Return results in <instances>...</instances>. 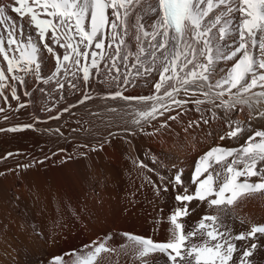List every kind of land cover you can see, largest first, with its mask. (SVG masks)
<instances>
[{
    "label": "bare ground",
    "instance_id": "bare-ground-1",
    "mask_svg": "<svg viewBox=\"0 0 264 264\" xmlns=\"http://www.w3.org/2000/svg\"><path fill=\"white\" fill-rule=\"evenodd\" d=\"M156 4L157 0H139V3L133 0L127 16L130 26L126 34L121 29L127 48L121 46V59L116 61L119 73L111 67L109 59L115 55V45L108 49L109 41H105L106 58L99 70H92L87 84L82 80V73L77 72L76 77L71 75L70 66L67 76L61 73L58 77L65 85L63 89L58 87L56 80L44 84L32 76L26 78L25 85L11 82L16 84L18 101L5 89L8 101L5 103L0 98V107L5 109L0 112V129L21 125H33V128L15 133L0 131V264H49L54 256L73 250L78 253L91 250L84 246L94 241L104 242L108 236L111 239L107 240V246L115 251L102 254L98 264H139L133 260L130 249L122 247L128 244L122 234L151 237L157 242L168 239L167 217L177 206L175 194L182 190L176 187L173 191L169 183L177 171L182 173L184 184L192 192L195 185L191 180L200 157L216 146L239 147L249 135L264 130V117L255 112L250 116L246 107L240 110L237 106L236 110L225 112L208 103L197 106L193 102L196 97L183 93L177 98L189 100V103L182 109L168 112L151 123L135 125L132 121L136 112L150 105L110 98L117 91L129 97L154 93L153 85L159 79L161 65L157 63V70L144 76H136V70L132 69L133 74L128 77L130 83L125 86V73L132 68L135 58L124 62L123 57L128 52H138L140 45L151 52L149 42H159V36L157 41H151V36L145 39L140 30L143 24L149 33L153 31L158 13L153 14L148 6ZM0 7L5 15L20 22V16L12 10L18 7L15 0H0ZM218 11L220 9L210 13L205 22ZM27 21L28 17H24L25 35L32 31ZM184 39L192 42L190 30ZM234 40L232 32L216 46L223 47L227 53L235 46ZM53 47L61 55L65 51L58 45ZM163 55L164 52H157L158 57ZM40 58L41 74L47 77L54 71L55 61L43 49ZM149 58L142 57L145 61ZM232 63L218 60L214 65V78L222 77ZM191 67L189 65V69ZM70 83L76 87H70ZM85 93L92 99L81 104L79 101ZM21 103L25 107L20 108ZM216 105H219L218 100ZM197 107L201 111H197ZM173 115L177 119H168ZM56 116L59 119H52ZM231 119L238 121L245 131L236 139L221 140L220 136L229 130ZM162 123L166 126L160 127ZM249 182L257 183L259 177H251ZM154 184L160 188L159 195ZM165 186L166 192L163 191ZM188 207L190 214L183 220L186 231L206 214L218 215L233 234L253 225L264 226V191L242 196L227 207V211L208 208L207 201L194 200ZM257 237V248L248 259L252 264H264V236L257 234ZM251 242L234 241L238 248ZM73 259L72 255H64L66 264H73ZM145 259L148 264L167 262L159 253Z\"/></svg>",
    "mask_w": 264,
    "mask_h": 264
},
{
    "label": "snow or ice",
    "instance_id": "snow-or-ice-1",
    "mask_svg": "<svg viewBox=\"0 0 264 264\" xmlns=\"http://www.w3.org/2000/svg\"><path fill=\"white\" fill-rule=\"evenodd\" d=\"M15 4L18 7L12 10L20 16L19 23L5 15L0 7V98L5 103L8 101L5 89L9 90L13 100L18 101L20 96L16 84L25 85L28 76L44 84L56 80L58 87L63 89L65 85L59 82L58 77L61 73L67 76L70 66L73 69L71 75L76 77L77 72L82 73V80L87 84L92 70H99L106 58L105 41H109L108 49L115 45V55L109 59L111 67L119 73L116 61L121 59L120 49L125 43L121 29L126 34V20L133 0H15ZM148 8L153 14L158 13L153 31L149 33L143 24L140 30L145 39L151 36V41H157L159 36L160 40L149 42L151 52L140 45L138 52H128L123 57L124 62L130 57L135 58L132 68L125 73L123 84L127 86L130 83L128 77L132 76V69L136 70V76L149 75L157 70L159 63L161 68L159 79L153 85L154 93L129 97L123 91H117L110 97L150 105L146 110L136 112L133 124L151 123L168 112L182 109L189 100L177 98L181 93L196 97L193 102L197 106L208 103L223 108L225 112L240 106V110L246 107L250 116L255 112L264 117V108L260 107L264 105V0H157L155 6L149 5ZM216 9L220 11L205 22ZM233 13L239 15L233 17ZM24 17H28L27 24L32 29L27 35ZM189 30L192 42L184 39L185 32ZM232 32L235 33V46L225 53L223 47L216 45ZM53 45L65 49L64 53H57ZM195 45H200L199 49ZM42 49L55 61L54 71L47 77L41 74ZM158 51L164 52V55L158 57ZM145 55L150 57L147 61L142 59ZM218 60L233 63L222 77L214 78V65ZM189 65H192L190 69ZM125 67H128L127 63ZM69 86L76 87L71 83ZM89 99L92 97L85 93L79 103ZM217 100L219 105H216ZM19 107L25 105L21 103ZM196 110L201 111L199 107ZM4 111V107H0V112ZM52 119H59V116ZM168 119L175 120L177 116H168ZM165 126L166 123L160 125ZM28 128H33V125L0 131L15 133ZM228 128L220 136L221 140L236 139L245 131L235 119L229 120ZM140 166L146 167L143 164ZM251 177H259V182L250 183ZM160 180L163 181L164 177L161 176ZM169 183L173 185V191L176 187L182 189L175 194L177 206L167 217L169 237L164 242H157L151 237L122 234L128 241L122 247L130 249L133 260L148 264L145 258L159 253L167 258L166 264H252L248 258L257 248V234L264 236V226L253 225L244 232L233 234L218 215L206 214L186 231L183 220L190 214L188 205L194 200L201 203L207 201L208 208L227 211V207L234 205L242 196L264 191V130L249 135L239 147L216 146L200 157L191 180L195 185L192 192L184 184L179 171ZM153 186L159 195L160 188L155 184ZM163 191H168L167 186L163 187ZM109 239L111 236L105 237L104 242L94 241L85 245L84 249H91L88 251L78 253L73 250L72 253L54 256L49 264H66L64 255H72L73 264H98L102 254L115 251L107 246ZM245 240L252 242L243 248L234 243ZM238 252L239 255H236Z\"/></svg>",
    "mask_w": 264,
    "mask_h": 264
},
{
    "label": "rangeland",
    "instance_id": "rangeland-1",
    "mask_svg": "<svg viewBox=\"0 0 264 264\" xmlns=\"http://www.w3.org/2000/svg\"><path fill=\"white\" fill-rule=\"evenodd\" d=\"M126 24H127V28H129V22H128V18H127V20H126ZM187 35V31L185 32V36ZM123 48L124 49H126L127 48V46H125V44L123 45Z\"/></svg>",
    "mask_w": 264,
    "mask_h": 264
}]
</instances>
